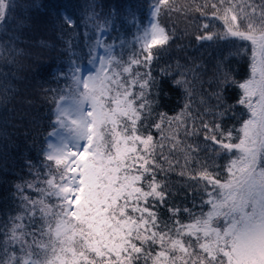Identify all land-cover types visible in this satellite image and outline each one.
I'll return each instance as SVG.
<instances>
[{
  "label": "snow or ice",
  "instance_id": "1",
  "mask_svg": "<svg viewBox=\"0 0 264 264\" xmlns=\"http://www.w3.org/2000/svg\"><path fill=\"white\" fill-rule=\"evenodd\" d=\"M16 7L15 0H0V22ZM148 7L153 23L136 37L140 51L128 61L117 60L112 46L97 39L86 54L89 62L97 59L95 47L104 48L106 55L98 57L94 73L81 78L75 53L70 52L76 88L72 96L61 95L53 103L56 122L68 129L75 150L63 138L58 145L49 144L44 171H36L34 181L14 185L15 213L0 222V264H264V0L259 4L243 0L240 5L232 0L213 2V15L222 13L219 18L226 31L207 34L205 23L201 29L206 34L196 36L198 42H250L252 76L237 81L226 67L230 56L222 57L214 66L216 104L208 110L213 119L193 116L192 126L184 129L188 137L203 133L204 147L181 148L183 142L175 133L166 138L172 150L179 148L184 154L180 175L211 188L202 201L209 211L194 215L183 209L188 223L180 220L179 208L171 207L169 221H161L158 209L166 205L169 191L158 175L174 170V164L164 155L166 145L144 130V121L159 108L167 80L191 98L198 66L188 68L177 62L175 70L171 66L162 70L159 80L152 75V63L172 39L156 21L172 8L168 0H150ZM91 8L89 15L81 17L85 27L92 21L111 23L109 15L97 13L94 5ZM198 10L203 16V8ZM61 20L69 30L77 27L71 16L62 13ZM128 23H136L135 15ZM66 44L70 50L71 39ZM230 86L240 90L235 104L228 103ZM64 100L71 104L61 107ZM237 105L251 115L239 129L226 128L224 120ZM182 111L190 112V105ZM165 115L160 113L162 122ZM178 119L183 124V117ZM152 126L160 129L162 123ZM233 149L239 155L226 166L230 178L222 183L199 153H232ZM192 163L197 167L191 168ZM25 189L35 191L36 197ZM53 198L58 203H51Z\"/></svg>",
  "mask_w": 264,
  "mask_h": 264
},
{
  "label": "trees",
  "instance_id": "2",
  "mask_svg": "<svg viewBox=\"0 0 264 264\" xmlns=\"http://www.w3.org/2000/svg\"><path fill=\"white\" fill-rule=\"evenodd\" d=\"M150 0H15L16 9L9 13L8 19L0 22V222L14 214L16 201L12 198L14 185L24 181H34L36 171H44L45 151L49 145L50 133L57 128L55 122L53 101L60 99L61 95L72 96L76 85L72 81V67L70 61L75 53V62L80 67L89 64V46H94L99 31L103 30L102 44L112 46L113 56L117 60L128 61L140 51L136 37L140 35L148 24ZM219 0H168L172 11L160 13L157 22L165 26L172 39L164 51L151 65L152 75L159 80L162 70L179 62L188 68L198 69L193 83L194 92L191 98L171 87L167 80L162 87L161 103L159 108L151 113L144 130L151 131L154 140L164 143V155L173 161L174 170L158 175L167 186L169 195L167 203L158 209L162 222L169 221V207L179 208V218L182 222H190L189 216L183 211L188 208L194 215L206 213L209 207L202 204L208 197L203 182L196 183L187 176H181L185 159L183 152L178 148L172 150L168 137L173 133L183 143L201 144L203 148V133L199 136L188 137L185 128L193 124L192 117L197 119L203 116L212 120L208 114L216 104L212 93L216 90L213 81L214 66L224 56H230L226 67L231 70V76L237 81L246 80L251 72L250 64L252 50L250 42L238 39L198 42L197 34H206L202 24H208L207 34H217L226 31L224 21L219 18L222 13L213 15L216 11L211 5ZM256 4L260 0H254ZM240 5L243 0H232ZM102 15H109L111 23L101 24L98 21L88 22L84 26L81 17H86L92 11ZM203 8L204 15L198 9ZM71 16L77 24L76 28L69 30L63 25L61 14ZM132 15L136 23L130 24L128 20ZM230 20V16H229ZM23 22V23H22ZM99 25V26H97ZM71 39V49L66 42ZM94 55V53H93ZM141 72L146 69H139ZM193 73H188L192 80ZM81 90V87H80ZM154 94V92H153ZM240 90L229 87L228 103L235 104ZM185 104L190 105V112L182 111ZM165 113L163 122L160 113ZM229 118L224 120L225 127L239 129L243 120L250 116L249 110L237 105ZM183 117V124L178 119ZM162 123L160 129L153 124ZM233 139L238 142L237 133ZM232 153L220 154L201 151L199 159L206 161L210 170L216 173L224 182L228 171ZM159 158V151L157 152ZM164 168L168 165L160 161ZM29 164L32 168H29ZM195 163L191 168H196ZM53 168L55 165L53 164ZM43 179V177H41ZM27 195L36 197L35 191L25 189ZM51 203H58L54 198ZM222 225L223 221H219ZM41 223L38 221V224ZM46 239V238H45ZM158 246H157V249ZM143 264V261H141Z\"/></svg>",
  "mask_w": 264,
  "mask_h": 264
},
{
  "label": "rangeland",
  "instance_id": "3",
  "mask_svg": "<svg viewBox=\"0 0 264 264\" xmlns=\"http://www.w3.org/2000/svg\"><path fill=\"white\" fill-rule=\"evenodd\" d=\"M152 23H153V18L149 14V19H148L147 26H150ZM103 35H104V31L103 30L99 31V34H98V38L97 39H99L101 41V44H102ZM100 55H106V53L104 51V48H102V47H95V49H94V56L97 57V59L92 60L89 64L80 67L81 71L79 73V76L81 78H83L84 76H86L90 72L91 73H94L95 72V69L99 66V59H98V57ZM251 76H252V73L250 72V75H249L248 78H251ZM80 87H81V91H83L82 85ZM253 99L255 100V97H253ZM57 101H59V99ZM70 104H71V101L70 100L61 101V107H66V106H69ZM84 108H85L86 111L88 110V104L87 103H85ZM56 114H57V108L55 106V110H54L55 122L57 120V115ZM65 122L66 123H70L67 120ZM56 124H57V122H56ZM70 126L71 127H74V125H70ZM52 133L53 134L51 135V138L49 139V144L58 145L60 143L61 138H63L64 140L68 141V143H69L70 147L72 148V150H75V148L73 146V142L70 139V135L68 133V129L61 128L60 125L57 124V128L54 129ZM80 143L83 144V143H85V141H80ZM233 155L234 156L231 158V160L236 159L238 157L239 153L237 152V150L234 151V154ZM229 178H230V175L228 173L227 178H226L225 181H227Z\"/></svg>",
  "mask_w": 264,
  "mask_h": 264
}]
</instances>
